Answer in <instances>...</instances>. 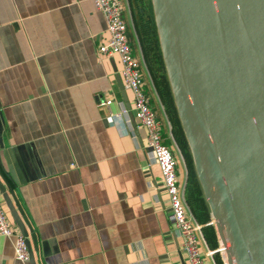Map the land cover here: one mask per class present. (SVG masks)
<instances>
[{
  "label": "crops",
  "instance_id": "1",
  "mask_svg": "<svg viewBox=\"0 0 264 264\" xmlns=\"http://www.w3.org/2000/svg\"><path fill=\"white\" fill-rule=\"evenodd\" d=\"M122 2L144 89L173 146L145 69L139 10ZM107 36L92 0H0V179L29 248L20 262L14 239L0 234V264H188L132 94H121L118 58L99 52ZM173 152L204 264H227L209 254L221 245L210 208L201 189V220L188 168Z\"/></svg>",
  "mask_w": 264,
  "mask_h": 264
},
{
  "label": "water",
  "instance_id": "2",
  "mask_svg": "<svg viewBox=\"0 0 264 264\" xmlns=\"http://www.w3.org/2000/svg\"><path fill=\"white\" fill-rule=\"evenodd\" d=\"M150 1L177 115L225 260L264 264V0ZM0 193L25 236L1 179Z\"/></svg>",
  "mask_w": 264,
  "mask_h": 264
},
{
  "label": "built area",
  "instance_id": "3",
  "mask_svg": "<svg viewBox=\"0 0 264 264\" xmlns=\"http://www.w3.org/2000/svg\"><path fill=\"white\" fill-rule=\"evenodd\" d=\"M96 9L106 22L107 40L99 46V52L108 56H117L119 75L125 90L133 97V116L136 122L145 128L147 142L145 150L152 162L161 171L163 187L168 200V217L182 240V252L188 264H204L200 250L199 237L201 225L187 213L177 178V162L173 150L164 143L162 127L156 112L150 105V98L144 89L143 75L139 62L129 42L127 26L123 18L122 0H92ZM111 99L99 100L100 106H107ZM128 111L122 109L121 113ZM120 115V114H118ZM0 234L14 239V258L25 262L29 258V248L25 236L8 217L5 205L0 200ZM219 252L224 256L221 246L210 250L209 254Z\"/></svg>",
  "mask_w": 264,
  "mask_h": 264
},
{
  "label": "rangeland",
  "instance_id": "4",
  "mask_svg": "<svg viewBox=\"0 0 264 264\" xmlns=\"http://www.w3.org/2000/svg\"><path fill=\"white\" fill-rule=\"evenodd\" d=\"M125 2L130 3L131 6H133V4H134L135 8L137 10H139V12L136 13L137 17L139 18V19H136L138 24H140V25L142 24V22H143L142 18H144L143 14H146L148 16V18H144V19H146V20L149 19L151 21V23L149 24V28L155 32V33L152 32V34H151V39H152L151 43L147 42L148 38H146V36H144V33H142V28L140 29V31H141L140 35H141L142 41H143L142 46L145 47V51H146L145 52V64H144L145 69L148 72L149 79L151 81V85L155 90V96H156V98H158V101L161 105V111H162L163 117H164L165 121L167 122V126L171 130V134H172L174 142H173V146H170V148L172 150H175V152H178V156L186 164L188 171H189V176L191 177L190 179H194V178L197 179V175L195 172V168H194V164H193V158H192V154H191L189 145H188L187 140L184 136V133H183V135L181 133V132H183V130H182L180 121H179V124H180L179 128H181V132L180 131L178 132V127H177L176 132H175L176 121L174 119L173 108H175V110H176V106H175V103L173 100V95H172V91H171L170 84L168 81L164 62L162 60V62L160 63V61L157 60L158 57L156 58V56L158 55V51H160V54H161V49H160V45H159V41H158L156 27L154 24V17H153L151 1L150 0H125ZM122 4H123V2H122ZM142 41L140 39L141 43H142ZM150 45L152 47H150ZM161 59H162V55H161ZM160 64H162L163 69L160 68L161 67ZM163 76L165 77L167 82H165L166 80L164 79ZM175 112L177 115V110ZM178 120H179V118H178ZM173 147H174V149H173Z\"/></svg>",
  "mask_w": 264,
  "mask_h": 264
},
{
  "label": "trees",
  "instance_id": "5",
  "mask_svg": "<svg viewBox=\"0 0 264 264\" xmlns=\"http://www.w3.org/2000/svg\"><path fill=\"white\" fill-rule=\"evenodd\" d=\"M143 17L144 18H148V16L146 14H143ZM144 18H142L143 19V22L141 24L142 33H144V36H146V38H148V41L147 42L148 43H151V41H152L151 34H152V32L153 33H155V32L152 29L149 28V24L151 23V21L149 19L146 20ZM150 47H152V46L150 45ZM156 58H157V60L160 61V63L162 62L160 51H158V55L156 56ZM162 64H160L161 65V67H160L161 69H163ZM164 79H165V77H164ZM165 82H167V80ZM173 111H174V119L176 121V124L174 123L175 126H176L175 132H176L177 127H178V132L179 131L181 132V128H179L180 127L179 126L180 124H179L178 116L176 115V112H175L176 111L175 108H173ZM181 133L183 135V132H181ZM162 135L164 136V143L166 145H169L170 144L169 139L165 136V133L164 132H163ZM191 187H192L191 189H192V191L194 193V196H195V200L197 199V201H198V215H199V217H200L201 220H205V212H206L207 207H206L205 204H202V200L204 201V199H203V196H202V192H201L200 185H199L198 180L196 178L191 179Z\"/></svg>",
  "mask_w": 264,
  "mask_h": 264
}]
</instances>
